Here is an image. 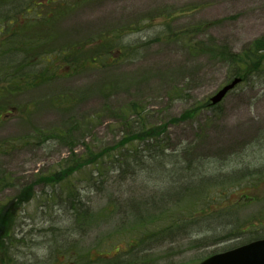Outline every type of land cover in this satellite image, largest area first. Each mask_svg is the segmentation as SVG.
Returning <instances> with one entry per match:
<instances>
[{
    "label": "rangeland",
    "instance_id": "obj_1",
    "mask_svg": "<svg viewBox=\"0 0 264 264\" xmlns=\"http://www.w3.org/2000/svg\"><path fill=\"white\" fill-rule=\"evenodd\" d=\"M60 1L64 15L37 17L0 0V28L25 24L15 31L23 45L31 38L26 17L40 19L33 28L48 34V44L30 55L44 49L48 61L49 49L65 53L51 63L37 56L27 70L39 81L18 74L20 82L9 83L15 95L0 98V179L10 181L0 187V264H197L264 236V0ZM186 31L196 32L182 38ZM118 35L110 54L99 49ZM215 44L263 55L210 106L231 77L226 61L200 50ZM20 54H2L0 72L16 58L9 66H27L30 55ZM140 108L163 127L166 148L153 155L143 142V163L121 176L88 165L59 181L68 147L34 138L91 118L75 132L77 151L110 146L121 139L120 113L130 123ZM155 157L168 173L149 176ZM77 202L89 216L78 217Z\"/></svg>",
    "mask_w": 264,
    "mask_h": 264
},
{
    "label": "trees",
    "instance_id": "obj_2",
    "mask_svg": "<svg viewBox=\"0 0 264 264\" xmlns=\"http://www.w3.org/2000/svg\"><path fill=\"white\" fill-rule=\"evenodd\" d=\"M194 29V28H193ZM196 31H186L183 33L182 38L191 37L195 34ZM180 32L176 33L179 35ZM116 40L118 37L116 36ZM191 41L190 39H187ZM114 41H110L107 43V46L111 50ZM258 43L257 45H259ZM106 46V45H105ZM195 48H190L194 50L197 48L196 44ZM197 51L199 49H196ZM203 52L212 53L213 55L217 54L221 57L224 61L227 62L229 65V70L231 72V77L241 75L240 72H243V76H247V74L252 70L254 66H260L262 55L259 54L256 50H253L251 53H247L244 56H241L240 53L235 52L228 48L226 45L218 44V45H211L208 47H202ZM65 54L63 52L54 53L50 55L51 59L58 55ZM59 57V56H58ZM71 58V57H69ZM73 59V58H72ZM68 60V59H66ZM242 68H244L242 70ZM137 113L135 114L136 120L129 121V117L125 112L120 113L119 121L120 128H121V136L120 140L113 142L112 145L106 147H100L99 149L93 148L91 146L86 145L83 151H77L76 143L79 141L77 139L75 132L81 131L84 128L88 129V123H91L93 120L90 118L88 123L85 125L81 123H73L71 126L67 127L66 129L61 128H53L49 130H38L34 134V138L39 142H46L48 140H53L59 144L66 145L70 151V156L65 158V162H63L61 170L56 171L63 174L58 180L63 181V179L67 178L69 175L79 172L81 173L84 168L88 165L93 166L92 171H97L100 174L107 173L109 171H116L119 175H123L128 173L129 171L135 172L136 164H142L143 155L140 153V144L143 142L147 143V150L151 151L154 155L157 149H164L166 146L163 144L162 139L159 138L158 131L163 127H154L152 123H149V113H145V110L136 109ZM168 157L165 159L170 158L172 155L167 154ZM155 162L153 164L152 169H150L149 176L154 177V174L158 176L165 172L164 170V159H158L155 157ZM163 173H161L162 170ZM135 176H138L139 173H133ZM56 178H51V181H56ZM0 187H4L5 185H9L10 181L8 179L2 178L0 179ZM74 186V185H73ZM73 186L67 185V189L74 188ZM1 187V188H2ZM172 193V192H171ZM181 191H176L172 193L175 196H181ZM77 193H74L73 190L70 191L68 194L69 198L73 199ZM171 195V194H170ZM81 205V208H77V205ZM84 204L77 202L75 205V210L78 213L79 218H85L90 215L89 210L84 208ZM3 209L0 211V225L2 223V213Z\"/></svg>",
    "mask_w": 264,
    "mask_h": 264
},
{
    "label": "water",
    "instance_id": "obj_3",
    "mask_svg": "<svg viewBox=\"0 0 264 264\" xmlns=\"http://www.w3.org/2000/svg\"><path fill=\"white\" fill-rule=\"evenodd\" d=\"M241 79L235 78L232 82L222 87L213 97L212 103L216 104L223 99ZM201 264H264V239L252 241L232 250L214 255Z\"/></svg>",
    "mask_w": 264,
    "mask_h": 264
},
{
    "label": "flooded vegetation",
    "instance_id": "obj_4",
    "mask_svg": "<svg viewBox=\"0 0 264 264\" xmlns=\"http://www.w3.org/2000/svg\"><path fill=\"white\" fill-rule=\"evenodd\" d=\"M0 31H13V30L0 29Z\"/></svg>",
    "mask_w": 264,
    "mask_h": 264
}]
</instances>
